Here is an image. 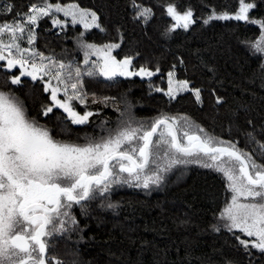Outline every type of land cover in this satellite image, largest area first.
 <instances>
[{
    "label": "trees",
    "instance_id": "16d2710c",
    "mask_svg": "<svg viewBox=\"0 0 264 264\" xmlns=\"http://www.w3.org/2000/svg\"><path fill=\"white\" fill-rule=\"evenodd\" d=\"M38 2L0 0V6L12 8L11 12L0 10V23L25 15ZM245 2L255 4L249 10V20H264V0ZM58 3H78L95 11L104 31L85 30L79 24L55 30L51 21L42 20L35 29L37 52L63 61L78 59L83 68L84 44H119L115 52L118 60L132 57L131 71L144 67L154 74L116 80L83 77L88 96L111 99L121 109L116 118L77 125L58 107L43 115L44 109L53 105L51 91L33 84L29 77H21L20 85L11 84V77L21 69L9 70L5 63L0 64V91L16 96L27 115L50 129L56 140L84 145L128 126L141 128L138 135H142L156 119L167 116L177 119L181 139L184 130L203 128L264 162V156L259 155V144L264 143V53L254 47L264 30L259 24L236 19L209 21L212 15L234 16L239 0H136L139 6L152 10L147 20L136 18L132 0ZM169 5L181 13L191 10L193 23L187 29L175 27L167 12ZM169 73L189 84V89L175 98L165 93ZM195 89L200 90L199 101ZM73 106L80 114L87 112L86 107ZM162 130L163 126L153 141ZM141 143L133 141L132 146ZM159 163L164 167L167 159L161 158ZM159 174V183H150L148 188L137 187L136 182L112 184L108 192L74 204L70 214L76 224L63 218L66 230L46 238L48 255L62 264H264V253L251 246L245 249L236 238L254 237L225 227L227 221L221 213L232 194L221 173L189 164Z\"/></svg>",
    "mask_w": 264,
    "mask_h": 264
},
{
    "label": "snow or ice",
    "instance_id": "6c2138e0",
    "mask_svg": "<svg viewBox=\"0 0 264 264\" xmlns=\"http://www.w3.org/2000/svg\"><path fill=\"white\" fill-rule=\"evenodd\" d=\"M132 7L137 9V19L150 18V8L139 6L136 0H132ZM254 7V3L239 0V11L234 16L224 13L212 15L209 19L242 20L259 24L264 30V20H249V10ZM5 11L11 12V6ZM167 12L176 21L175 27L187 29L193 23L191 10L181 13L169 5ZM58 13L70 17L72 25L81 24L85 30L104 31L97 13L89 8L78 3L39 0L30 6L24 17L17 14L18 19L0 23V37H8L7 43L0 38V61H6L9 70L21 69L19 75L11 77L13 85H20L21 77H30L33 81L45 76L50 78L45 91H51L53 105L46 107L43 115L47 116L53 107H58L68 114L73 124H85L93 113L80 114L69 103L73 99L85 102L87 94L79 90L83 87L82 75H99L114 80L117 76H151L154 73L144 67L130 71L132 57L118 60L112 55V50L119 48V44H84L87 49L85 64L89 63L90 55L97 56L98 61H93L92 67L83 73L79 67L72 69L71 65L22 47L20 41L25 33L27 44L34 43L33 26L38 20L48 17L53 26H64L67 22L59 19ZM262 43L264 33L254 45L256 52L264 53ZM172 76L173 73H169L167 95L170 96L176 91L172 87ZM52 80L63 85L65 100L58 99L61 88L52 86ZM69 87L73 90L71 96L68 95ZM178 88L186 89L187 81H179ZM195 94L199 101L200 90L195 89ZM97 102L93 100V103ZM177 123L176 118L162 116L142 135H138L141 128L128 126L98 142L84 145L63 142L56 140L46 126L30 118L16 96L0 91V264H62L48 255L46 238L66 230L64 217L76 224L70 214L74 204L79 205L82 201L94 199L97 194L108 192L112 184L136 182L137 187L148 188L150 183H159L160 172L189 164L213 169L223 175L232 194L230 203L221 213V218L227 221L225 227L229 231L238 230L246 237H254L252 240L236 238L245 249L251 246L264 253V162H258L253 153L238 148L230 140L205 133L203 128L196 131L186 129L181 139L177 134ZM161 126L163 130L159 132V138L153 141ZM249 136L255 139L251 134ZM133 141L142 143L132 146ZM259 149V155L264 156V143L259 144ZM161 158L167 159L164 167L159 163ZM123 173L127 176H122Z\"/></svg>",
    "mask_w": 264,
    "mask_h": 264
},
{
    "label": "rangeland",
    "instance_id": "374dc122",
    "mask_svg": "<svg viewBox=\"0 0 264 264\" xmlns=\"http://www.w3.org/2000/svg\"><path fill=\"white\" fill-rule=\"evenodd\" d=\"M49 2H51V3H58V0H49ZM7 7H9V6L1 5L0 6V10H2L3 12H6L5 9ZM28 13H29V11L26 14H28ZM56 15H57V17L59 19L63 20L62 18H60V16H59L60 14H56ZM24 16L25 15H22V16H19V17H24ZM217 16H219V15H217ZM16 19H18V17L15 18L14 20H16ZM42 20L51 21L50 18L44 17V18L38 20L37 25ZM218 20H221V19H209V21H218ZM63 21H66L67 23L64 26H56L55 30L56 29H66L67 26H71L72 25L71 22H70L71 21V18L70 17H67V20H63ZM37 25L33 26L34 31H35ZM79 25L80 26H83L81 24H79ZM180 28H183V27H180ZM0 38L4 39V41L6 43L8 42L7 35H5L4 37H0ZM20 43H21L22 47L30 48V49H33V50H35L37 52V50L34 48L35 41H34V43L32 45L27 44V33L24 34V38H23L22 41H20ZM262 47H264V43H262ZM117 49L118 48H114L112 50V55L113 56H115V52H116ZM5 55H7V53H5ZM45 57H47V56H45ZM49 57H51V56H49ZM51 58H53V57H51ZM54 60L55 61H58L60 63H64L66 65H71L72 69H74L75 67H79L81 69L82 73H83L87 69H89L90 67H92V62L93 61H98V57L95 56V55H90L88 57V60H89V63L88 64H85L84 61L82 62L83 63V68H82V64L79 63V60L78 59H75V58L68 59L66 61L65 60L64 61L63 60H58V59H54ZM4 63H7V62L6 61H0V64H4ZM45 63H48V61H45ZM85 76H87V75H82L81 76V80ZM96 76L97 77H100V78H104L103 76H99V75H96ZM49 79L50 78L48 76H45L42 80L48 81ZM114 80H116V79H114ZM172 81H173L172 87L174 89H176V91H175V95L174 96L167 95L170 98H175L180 93H183V92H185V91H187L189 89V84L188 83H187V88L186 89H180V88H178V82L179 81L174 76H172ZM51 84L54 87H60L61 88V93L64 95L63 85H59L56 80H52L51 81ZM168 89H169V75L167 76V90L165 92L166 94L168 92ZM79 90L81 91L82 94L85 93L83 87L80 88ZM72 91L73 90L69 87V89H68V95L69 96L72 95ZM93 100H96L98 102L97 103H93ZM69 103L71 105H73V103H74L76 105H79V106H82V107H86L87 108V111L92 112L93 115L90 116L89 117V120H88L90 123H93L94 121L99 120L100 117H107L109 119L116 118L117 116H119V112H120V109H121V106L117 102H115V101H113L111 99L92 97V96H88V95H86V98H85V102L84 103H81L80 100H78V99H73Z\"/></svg>",
    "mask_w": 264,
    "mask_h": 264
},
{
    "label": "flooded vegetation",
    "instance_id": "af4514ba",
    "mask_svg": "<svg viewBox=\"0 0 264 264\" xmlns=\"http://www.w3.org/2000/svg\"><path fill=\"white\" fill-rule=\"evenodd\" d=\"M7 63H5V65H6ZM7 68V67H6ZM121 76H117L115 79H118V78H120ZM30 78V77H29ZM31 79V78H30ZM32 80V79H31ZM23 84H25V82H23ZM27 85H28V83H26ZM33 84H36V85H42L43 86V88L45 89V87H46V85H47V81H44V80H42V79H37V81H33ZM42 88V87H41ZM50 91V90H49ZM57 96H58V99H60V100H65L66 99V97L61 93V91L60 92H58L57 93ZM63 98V99H62ZM79 106V105H78ZM72 107H74L73 105H72ZM80 107H82V106H80ZM60 109H62V108H60ZM75 109V108H74ZM63 110V109H62ZM64 111V110H63ZM76 111V110H75ZM100 118H102V117H100ZM99 118V119H100ZM96 121H98V120H96ZM96 121H94V122H96ZM93 122V123H94ZM90 123V122H89ZM92 124V123H91Z\"/></svg>",
    "mask_w": 264,
    "mask_h": 264
},
{
    "label": "water",
    "instance_id": "95a60500",
    "mask_svg": "<svg viewBox=\"0 0 264 264\" xmlns=\"http://www.w3.org/2000/svg\"><path fill=\"white\" fill-rule=\"evenodd\" d=\"M130 70V69H129ZM131 71V70H130ZM135 76H137V75H132V76H121V77H126V78H133V77H135ZM162 127V126H161ZM160 127V128H161ZM159 130V129H158ZM158 132V131H157ZM177 134H178V132H177ZM155 137V136H154ZM154 137H153V140H154ZM84 202H86V201H82L81 203H84Z\"/></svg>",
    "mask_w": 264,
    "mask_h": 264
}]
</instances>
